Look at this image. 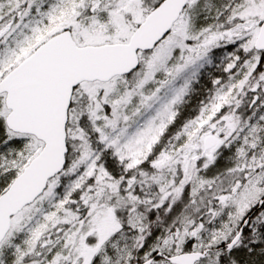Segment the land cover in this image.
Here are the masks:
<instances>
[{
  "label": "snow or ice",
  "instance_id": "1",
  "mask_svg": "<svg viewBox=\"0 0 264 264\" xmlns=\"http://www.w3.org/2000/svg\"><path fill=\"white\" fill-rule=\"evenodd\" d=\"M0 264H264V0H0Z\"/></svg>",
  "mask_w": 264,
  "mask_h": 264
},
{
  "label": "rangeland",
  "instance_id": "2",
  "mask_svg": "<svg viewBox=\"0 0 264 264\" xmlns=\"http://www.w3.org/2000/svg\"><path fill=\"white\" fill-rule=\"evenodd\" d=\"M217 74H221L219 70H217ZM224 76H227V73H223ZM202 98V97H201Z\"/></svg>",
  "mask_w": 264,
  "mask_h": 264
}]
</instances>
